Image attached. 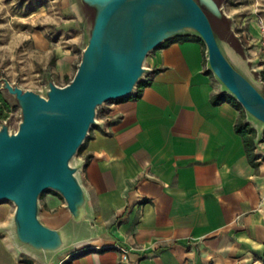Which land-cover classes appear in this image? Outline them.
I'll list each match as a JSON object with an SVG mask.
<instances>
[{"label": "crops", "instance_id": "obj_1", "mask_svg": "<svg viewBox=\"0 0 264 264\" xmlns=\"http://www.w3.org/2000/svg\"><path fill=\"white\" fill-rule=\"evenodd\" d=\"M148 65L149 84L109 103L75 157L88 240L48 264H120L117 245L132 248L124 264H264V140L252 164L239 111L211 102L221 88L201 43L157 47Z\"/></svg>", "mask_w": 264, "mask_h": 264}, {"label": "water", "instance_id": "obj_2", "mask_svg": "<svg viewBox=\"0 0 264 264\" xmlns=\"http://www.w3.org/2000/svg\"><path fill=\"white\" fill-rule=\"evenodd\" d=\"M225 0H72L83 21L86 43L73 78L63 86L50 77L40 91L0 77V92L20 108L11 128L0 120V200L14 203L16 240L39 255L58 256L86 243L91 226L86 192L75 157L105 102L132 96L151 73L143 63L163 42L182 35L199 37L205 69L244 109L254 124L255 143L264 135V80L250 59ZM212 16L226 36L217 37ZM237 41L238 45L234 43ZM52 190L65 212L39 217V198Z\"/></svg>", "mask_w": 264, "mask_h": 264}, {"label": "rangeland", "instance_id": "obj_3", "mask_svg": "<svg viewBox=\"0 0 264 264\" xmlns=\"http://www.w3.org/2000/svg\"><path fill=\"white\" fill-rule=\"evenodd\" d=\"M223 6L235 20V31L251 49L249 43L256 36L250 33L248 24L256 23L259 28L264 23V0H225ZM209 18L216 36H226L215 19ZM85 43L84 24L72 0H0V77L35 91L44 88L47 77L63 86L73 78ZM256 44L259 47L258 40ZM258 53V66L264 70V60ZM148 57L143 63L146 69ZM109 103L97 107L98 121ZM8 118L11 128H16L20 120L17 105L10 108ZM39 208V217L46 219L64 213L65 202L59 194L47 190L39 198ZM14 210L13 202L0 200V264H48L68 252L56 257L37 255L20 244L14 234Z\"/></svg>", "mask_w": 264, "mask_h": 264}, {"label": "trees", "instance_id": "obj_4", "mask_svg": "<svg viewBox=\"0 0 264 264\" xmlns=\"http://www.w3.org/2000/svg\"><path fill=\"white\" fill-rule=\"evenodd\" d=\"M175 40L196 41L198 43H201V45L203 46V50L205 51V46H204V43L202 42V40L199 37L193 36V35L177 36V37H174L172 39H169V40L163 42L160 46H163V45H165L167 43H170L172 41H175ZM156 71H158V69L152 70L151 73H154ZM206 73H208V74H210L212 76V74L209 71H207V70H206ZM147 77H146V79L140 81L137 84L136 92L132 96H135V97L139 96L140 92H141V89L144 86L149 84V81L147 80ZM261 77L264 80V70H261ZM225 101L229 102L231 105H233L239 111V116H238L236 124H235V129H236V132L242 138V141H243V144H244V148H245V152L247 154V157H248L249 161L252 164H254V160L256 159V155L254 154V149L256 147V143H255L256 131L250 125V123H248L246 121L245 111L242 108V106L231 95H229L226 92H221L220 91V92L212 95V97H211V102L213 104H218V103L225 102ZM10 108H11L10 104L3 98V96H2V94L0 92V120L1 119H5V118L8 117V112H9ZM263 140H264V135H263L262 141ZM263 256H264V253H263Z\"/></svg>", "mask_w": 264, "mask_h": 264}, {"label": "built area", "instance_id": "obj_5", "mask_svg": "<svg viewBox=\"0 0 264 264\" xmlns=\"http://www.w3.org/2000/svg\"><path fill=\"white\" fill-rule=\"evenodd\" d=\"M258 43H259V54L261 55V57L264 60V23H261L259 25ZM263 63H264V61H263ZM116 247L120 253L119 263L120 264L126 263L128 261V251L132 248L128 249L122 245H117Z\"/></svg>", "mask_w": 264, "mask_h": 264}]
</instances>
